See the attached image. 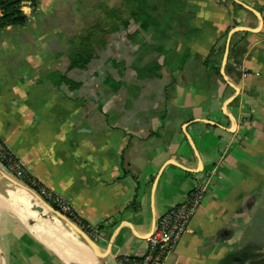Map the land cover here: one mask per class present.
<instances>
[{
    "label": "crops",
    "instance_id": "obj_1",
    "mask_svg": "<svg viewBox=\"0 0 264 264\" xmlns=\"http://www.w3.org/2000/svg\"><path fill=\"white\" fill-rule=\"evenodd\" d=\"M59 2L26 6L28 25L0 35V140L117 261L141 257L207 181L168 264H264V0H176L138 66L142 38L121 32L71 71L69 43L97 12ZM34 193L0 163V264H101Z\"/></svg>",
    "mask_w": 264,
    "mask_h": 264
},
{
    "label": "trees",
    "instance_id": "obj_2",
    "mask_svg": "<svg viewBox=\"0 0 264 264\" xmlns=\"http://www.w3.org/2000/svg\"><path fill=\"white\" fill-rule=\"evenodd\" d=\"M41 0H0V35L7 28L22 29L30 21L23 7L29 3L30 7L37 11ZM176 0H122L119 6H111L107 3H99L88 7L87 10L96 11L95 20L89 26L77 34L69 43L68 70H85L97 56L100 48L105 47L107 40L116 33H125L130 39L142 38L138 66L143 58L150 52V45L145 39L151 35L163 36L167 30L169 15L174 10ZM138 26V30L131 32L132 26ZM142 78L157 77V70L145 67L139 70ZM52 80L57 84H68L72 89H77L78 84L67 78L66 73H54ZM29 189L38 192L29 180L23 181Z\"/></svg>",
    "mask_w": 264,
    "mask_h": 264
},
{
    "label": "built area",
    "instance_id": "obj_3",
    "mask_svg": "<svg viewBox=\"0 0 264 264\" xmlns=\"http://www.w3.org/2000/svg\"><path fill=\"white\" fill-rule=\"evenodd\" d=\"M0 163L22 182L29 180L38 188V192L36 193L51 204L59 213L73 221L81 223L70 201L33 179L27 170L24 160L18 157L2 140H0ZM207 184V181L198 184L189 193L184 202L171 207L160 218L154 232L149 238V247L141 257H124L118 260V263L168 264V257L176 251L181 239L189 230L192 218L202 204L206 194ZM81 226L86 233L90 236L92 235V230L87 225L82 224Z\"/></svg>",
    "mask_w": 264,
    "mask_h": 264
},
{
    "label": "water",
    "instance_id": "obj_4",
    "mask_svg": "<svg viewBox=\"0 0 264 264\" xmlns=\"http://www.w3.org/2000/svg\"><path fill=\"white\" fill-rule=\"evenodd\" d=\"M32 193H34L32 191ZM39 200L44 203L50 210L55 211L58 215H60L66 222L70 224V226L76 231V233L80 236V238L83 240L85 245L88 247V250L90 253L101 263V264H119L118 261L112 257L107 250L101 249L96 242L86 233L84 232L80 227H78L76 224H74L71 220H69L66 216L59 213L57 210L54 209V207H50L48 202H46L43 198H41L36 192L34 193ZM182 203V202H181ZM180 203V204H181ZM37 210L40 212H43L42 207H37Z\"/></svg>",
    "mask_w": 264,
    "mask_h": 264
},
{
    "label": "rangeland",
    "instance_id": "obj_5",
    "mask_svg": "<svg viewBox=\"0 0 264 264\" xmlns=\"http://www.w3.org/2000/svg\"><path fill=\"white\" fill-rule=\"evenodd\" d=\"M109 3L111 6H119L122 4V0H60L59 3L55 5L56 11H67L69 9L70 13L75 17L82 16L84 11L88 9V7L97 5L99 3ZM26 6H30L29 3H25L23 10ZM31 8V7H30ZM165 36V35H163ZM162 37V36H158Z\"/></svg>",
    "mask_w": 264,
    "mask_h": 264
}]
</instances>
